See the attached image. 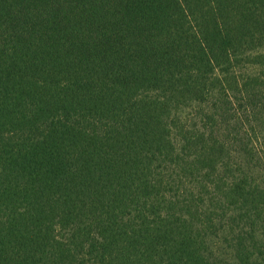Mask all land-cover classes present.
<instances>
[{
  "label": "trees",
  "instance_id": "16d2710c",
  "mask_svg": "<svg viewBox=\"0 0 264 264\" xmlns=\"http://www.w3.org/2000/svg\"><path fill=\"white\" fill-rule=\"evenodd\" d=\"M0 264H264V0H0Z\"/></svg>",
  "mask_w": 264,
  "mask_h": 264
}]
</instances>
